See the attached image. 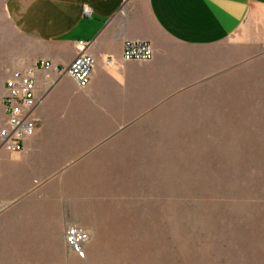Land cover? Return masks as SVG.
<instances>
[{"label":"crops","instance_id":"1","mask_svg":"<svg viewBox=\"0 0 264 264\" xmlns=\"http://www.w3.org/2000/svg\"><path fill=\"white\" fill-rule=\"evenodd\" d=\"M127 41L150 43L154 58L125 61ZM79 42L96 62L90 85L38 72V128L22 153L0 151V264L93 263L69 252L71 202L46 189L66 185L58 172L146 145L133 128L148 102H239L264 90V0H0V130L11 75L40 61L66 69Z\"/></svg>","mask_w":264,"mask_h":264},{"label":"rangeland","instance_id":"2","mask_svg":"<svg viewBox=\"0 0 264 264\" xmlns=\"http://www.w3.org/2000/svg\"><path fill=\"white\" fill-rule=\"evenodd\" d=\"M244 93L148 102L133 128L146 145L58 172L66 185L46 194L70 201L69 226L90 235L86 258L69 252L92 264H264V90Z\"/></svg>","mask_w":264,"mask_h":264},{"label":"built area","instance_id":"3","mask_svg":"<svg viewBox=\"0 0 264 264\" xmlns=\"http://www.w3.org/2000/svg\"><path fill=\"white\" fill-rule=\"evenodd\" d=\"M86 16H91L88 8L84 9ZM80 54L73 63L66 69H59L52 62L40 61L28 71L14 72L6 81L7 95L4 100L7 114V125L0 130V151L9 153H22L25 142L32 137L37 128L38 121L33 114L41 97L37 91L38 72L57 71L67 74L74 79L76 84L82 88H87L92 80L95 68L93 57L85 53L88 43L79 42ZM154 58L152 45L147 42L127 41L123 47V59L127 62H148ZM9 205L0 202V215H2ZM90 240L88 232L76 226H68L65 233L66 245L79 258H86L85 248Z\"/></svg>","mask_w":264,"mask_h":264}]
</instances>
